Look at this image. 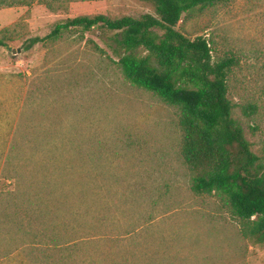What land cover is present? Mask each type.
<instances>
[{
    "label": "rangeland",
    "instance_id": "rangeland-1",
    "mask_svg": "<svg viewBox=\"0 0 264 264\" xmlns=\"http://www.w3.org/2000/svg\"><path fill=\"white\" fill-rule=\"evenodd\" d=\"M145 14L148 0L0 7V264H264L219 198L190 190L176 110L124 80L113 33L49 36L69 18ZM177 28L239 59L227 99L264 155V0H213Z\"/></svg>",
    "mask_w": 264,
    "mask_h": 264
},
{
    "label": "trees",
    "instance_id": "trees-1",
    "mask_svg": "<svg viewBox=\"0 0 264 264\" xmlns=\"http://www.w3.org/2000/svg\"><path fill=\"white\" fill-rule=\"evenodd\" d=\"M72 1L0 0V7H30L37 2L57 12ZM148 1L154 15L78 16L56 24L49 36L71 30L83 35L94 28L113 33L125 53L115 62L124 80L176 110L179 154L191 175L190 190L215 194L237 221L240 236L264 245V155L251 151L227 99V79L238 69L239 59L232 52L214 59L212 40L202 35L191 39L177 28L184 14L201 11L213 0ZM139 49L146 54L137 55ZM241 111L249 117L256 107L243 105Z\"/></svg>",
    "mask_w": 264,
    "mask_h": 264
}]
</instances>
